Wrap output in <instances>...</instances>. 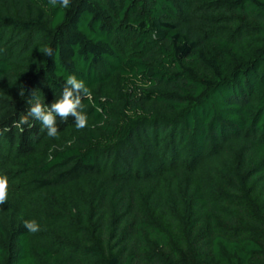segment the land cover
I'll list each match as a JSON object with an SVG mask.
<instances>
[{
	"label": "trees",
	"instance_id": "16d2710c",
	"mask_svg": "<svg viewBox=\"0 0 264 264\" xmlns=\"http://www.w3.org/2000/svg\"><path fill=\"white\" fill-rule=\"evenodd\" d=\"M0 175V264H264V0H0Z\"/></svg>",
	"mask_w": 264,
	"mask_h": 264
},
{
	"label": "clouds",
	"instance_id": "9594fccd",
	"mask_svg": "<svg viewBox=\"0 0 264 264\" xmlns=\"http://www.w3.org/2000/svg\"><path fill=\"white\" fill-rule=\"evenodd\" d=\"M52 6L59 4L62 8H68L70 0H49ZM44 53L47 56H52V49L45 48ZM70 86V87H69ZM19 95L24 96V90L19 92ZM82 98L92 99L91 92L86 87L83 80H78L75 76H68L62 91V98L52 103L49 107L41 102L39 97H34L33 100L28 101L29 108L26 114H22L18 121L13 123V127L21 129L22 125H30V118L32 120H39L42 125L48 130L49 137H57L58 129L55 125V115H59L63 121H67L69 115L75 117V127L78 130L84 129L88 126V118L83 113ZM99 110V109H98ZM55 114V115H54ZM9 128H4L3 131H9ZM52 157L49 156V160ZM9 195V179L7 175H0V205H4L8 201ZM24 227L30 233H37L40 231V225L36 220L24 221Z\"/></svg>",
	"mask_w": 264,
	"mask_h": 264
}]
</instances>
